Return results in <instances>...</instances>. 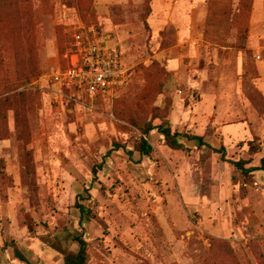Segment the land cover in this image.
Segmentation results:
<instances>
[{
  "label": "rangeland",
  "instance_id": "rangeland-1",
  "mask_svg": "<svg viewBox=\"0 0 264 264\" xmlns=\"http://www.w3.org/2000/svg\"><path fill=\"white\" fill-rule=\"evenodd\" d=\"M169 1L0 0V264L77 250L75 201L98 164L86 264H264V171L244 179L207 147L141 133L155 115L229 161L264 144V0ZM82 23L119 48L124 86L92 102L25 89Z\"/></svg>",
  "mask_w": 264,
  "mask_h": 264
},
{
  "label": "built area",
  "instance_id": "built-area-1",
  "mask_svg": "<svg viewBox=\"0 0 264 264\" xmlns=\"http://www.w3.org/2000/svg\"><path fill=\"white\" fill-rule=\"evenodd\" d=\"M66 67L56 69L30 83L25 89H43V84L84 94L91 102L124 86L128 70L119 48L93 24H80L63 54Z\"/></svg>",
  "mask_w": 264,
  "mask_h": 264
},
{
  "label": "trees",
  "instance_id": "trees-1",
  "mask_svg": "<svg viewBox=\"0 0 264 264\" xmlns=\"http://www.w3.org/2000/svg\"><path fill=\"white\" fill-rule=\"evenodd\" d=\"M63 57V55H62ZM66 67L65 61L63 59V64L61 67L58 66V70H63ZM66 90V89H63ZM67 91V90H66ZM76 92V91H73ZM104 95L100 93L98 96ZM97 96V97H98ZM158 117L153 116L151 120L144 125L141 130L143 136H148L153 132H157L160 137L163 139L166 146L173 151H182L184 150L185 144L183 140L192 141L197 148L207 147L217 154H221V158L228 162L232 168L239 173L241 177L244 179H252L255 173L264 171V154L259 160V164L257 166H249L252 162L251 158L254 155L260 154L264 152V144H262L258 139L250 141L248 143V155L250 159L248 160H238V161H229L225 159L224 149H213L210 145L204 143L202 137L196 135L182 134L177 131L171 129L170 125H167L162 122H157ZM113 148H118V145H114ZM134 151L138 152L142 156L149 157L152 153V147L143 137L140 139L138 143L134 146ZM110 150L106 153L105 157H108L111 154ZM102 165H94L92 169V179L86 185L83 195H77L75 201V209L78 211V227L79 231L74 234L68 236V242L75 244L77 250L74 253L63 254L62 261L63 264H86L87 262V242H86V226L92 221V210H91V202L92 197L90 195V191L96 190L95 182L98 177V171L101 170Z\"/></svg>",
  "mask_w": 264,
  "mask_h": 264
},
{
  "label": "crops",
  "instance_id": "crops-1",
  "mask_svg": "<svg viewBox=\"0 0 264 264\" xmlns=\"http://www.w3.org/2000/svg\"><path fill=\"white\" fill-rule=\"evenodd\" d=\"M173 1H177V0H170L169 2H170V5H174V4H172L173 3ZM171 23V22H170Z\"/></svg>",
  "mask_w": 264,
  "mask_h": 264
}]
</instances>
